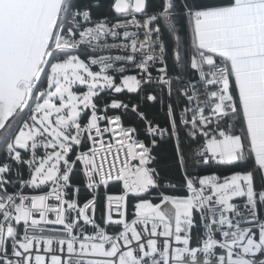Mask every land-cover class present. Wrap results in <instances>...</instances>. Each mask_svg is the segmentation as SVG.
<instances>
[{
    "label": "snow or ice",
    "instance_id": "6c2138e0",
    "mask_svg": "<svg viewBox=\"0 0 264 264\" xmlns=\"http://www.w3.org/2000/svg\"><path fill=\"white\" fill-rule=\"evenodd\" d=\"M0 264H264V0H0Z\"/></svg>",
    "mask_w": 264,
    "mask_h": 264
}]
</instances>
